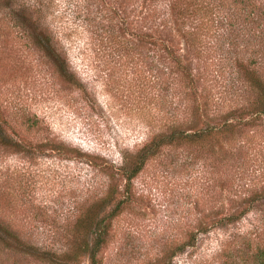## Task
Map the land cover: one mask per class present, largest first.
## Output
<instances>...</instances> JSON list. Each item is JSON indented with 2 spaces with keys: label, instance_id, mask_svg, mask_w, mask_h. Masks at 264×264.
<instances>
[{
  "label": "rangeland",
  "instance_id": "obj_1",
  "mask_svg": "<svg viewBox=\"0 0 264 264\" xmlns=\"http://www.w3.org/2000/svg\"><path fill=\"white\" fill-rule=\"evenodd\" d=\"M214 33L171 0H0V218L57 253L0 245V264H92L87 224L106 230L94 264H257L264 115L244 118L264 93L249 91L252 46ZM231 110L218 139L145 154Z\"/></svg>",
  "mask_w": 264,
  "mask_h": 264
},
{
  "label": "trees",
  "instance_id": "obj_2",
  "mask_svg": "<svg viewBox=\"0 0 264 264\" xmlns=\"http://www.w3.org/2000/svg\"><path fill=\"white\" fill-rule=\"evenodd\" d=\"M172 9L176 11L177 17L198 15L199 20L203 23V28L208 31H214V34L222 36L227 40L228 45H233L235 42H244L246 50L251 45V55L247 56L248 60L244 65L246 71L251 74L253 79V86L249 88V91L253 89L260 90L264 93V75L261 74V68L264 65V1L261 0H171ZM217 31V32H216ZM200 31H198L199 33ZM196 31H191L190 42L192 45L196 42H200V39ZM239 62L242 63L244 57H239ZM246 58V59H247ZM175 62L181 65L180 57L175 56ZM184 68V67H183ZM247 73V76L249 77ZM188 79L187 85L192 84V77L190 73H185ZM262 79V80H261ZM243 89L245 90L244 86ZM252 114L249 117L244 118L245 122H251L256 119V115H264V99L259 102L252 103ZM231 116L229 119L224 118L221 124L208 123L202 119V129H194L191 132H179L181 134L176 136V132L172 131L167 134H161L158 136V140L152 143L145 151V154L152 152L154 154L155 149L160 146V143H174V140L184 139L188 142H196L206 139H218L220 130H230L238 120L233 117L234 111H228ZM227 112V113H228ZM250 113V112H249ZM226 115V114H225ZM225 117V116H224ZM241 119L239 122L243 123ZM35 123V122H34ZM174 124L172 129L175 130ZM211 134V135H210ZM231 136V135H230ZM178 138V139H177ZM231 138V137H230ZM8 139L4 130L0 126V141L3 144H7ZM203 144V143H202ZM143 161L142 159L135 164L132 171L125 175V187H128L131 179L140 169ZM121 201H118L119 204ZM81 220V217L78 219ZM77 220V221H78ZM87 226L80 228L79 234L85 241L84 244L87 246L84 250L88 253L91 263L94 264L95 254L97 248L104 241L105 227L101 225L99 229L95 230L92 238H90V227ZM91 239L90 243H87ZM257 244V243H256ZM0 245L9 251L16 253L21 252L28 255H34L37 258H44L48 256L51 260L57 254L56 250L40 246L36 242L26 240L23 238V234L19 233V230L13 226L11 221H6L0 218ZM254 256L253 260L257 264H264V245L257 246L256 252L251 255Z\"/></svg>",
  "mask_w": 264,
  "mask_h": 264
}]
</instances>
